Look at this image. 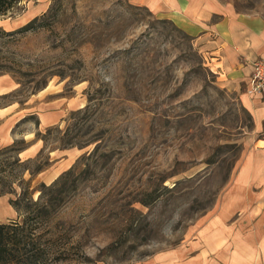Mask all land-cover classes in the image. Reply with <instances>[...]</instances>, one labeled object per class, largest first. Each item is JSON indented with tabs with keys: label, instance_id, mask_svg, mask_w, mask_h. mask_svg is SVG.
Masks as SVG:
<instances>
[{
	"label": "rangeland",
	"instance_id": "obj_1",
	"mask_svg": "<svg viewBox=\"0 0 264 264\" xmlns=\"http://www.w3.org/2000/svg\"><path fill=\"white\" fill-rule=\"evenodd\" d=\"M17 1L0 15V109L72 103L41 132L26 114L22 150L0 157L1 191L49 203L28 236L46 262L264 264V198L252 214L232 189L253 117L194 40L128 0ZM232 3L264 16V0ZM25 203L4 223L21 224Z\"/></svg>",
	"mask_w": 264,
	"mask_h": 264
},
{
	"label": "crops",
	"instance_id": "obj_2",
	"mask_svg": "<svg viewBox=\"0 0 264 264\" xmlns=\"http://www.w3.org/2000/svg\"><path fill=\"white\" fill-rule=\"evenodd\" d=\"M128 1L134 6L148 9L160 19L171 21L191 37L209 58L222 84L234 91L243 107L252 114L254 125L251 134L245 138L244 157L234 175L232 189L252 200V214H260L263 209L258 205L261 203L259 199L264 198V93H248V89L252 63L264 59V16L238 12L232 0ZM43 94L45 97L51 96ZM38 96L36 94L28 98L24 107L11 103L0 109V112H4L0 115V147L13 143L16 136L14 137L12 128L26 114L36 116L38 123L34 131L41 132L62 122L67 112L72 110V103L65 104L62 97L55 95L51 96L52 99L42 100ZM34 131L21 134L20 137L30 141ZM34 145L32 142L26 150L28 155ZM65 154L67 158L64 160L68 159L70 150ZM70 164L71 162L67 163L61 169L68 168ZM54 170L53 166L51 170L42 172V176H50L52 180L60 173L57 170L52 172ZM231 197L228 196V200ZM9 198V195L0 196V223L7 222L16 215ZM228 204L232 205V202ZM225 210L228 212V207Z\"/></svg>",
	"mask_w": 264,
	"mask_h": 264
},
{
	"label": "trees",
	"instance_id": "obj_3",
	"mask_svg": "<svg viewBox=\"0 0 264 264\" xmlns=\"http://www.w3.org/2000/svg\"><path fill=\"white\" fill-rule=\"evenodd\" d=\"M17 4V0H0V15L6 14ZM32 23L33 21L27 26H30ZM49 130L51 129L46 131ZM21 150L22 148L17 147L14 141L12 144L0 148V157L7 156L8 158L14 159V154H17ZM16 162L20 163L19 159H17ZM40 169L41 168H38V170ZM1 182L3 181L0 179V184ZM24 183L23 180L19 179L17 185L21 187ZM54 188L55 186L49 189L53 190ZM21 190L22 198L12 199L10 197L9 203L19 212L20 204L24 200L26 202L25 212H27V214L21 224L14 221L10 223H0V264H49L46 262L45 249H35L33 247L35 244L32 243V238L28 237L32 235L33 229H35V227L32 228L33 223L30 222L29 217L32 215L37 222H41L42 224L43 218L48 214L47 209L49 208V203L46 200L32 202L28 194V186H25V188ZM11 194V191L0 190V196Z\"/></svg>",
	"mask_w": 264,
	"mask_h": 264
},
{
	"label": "built area",
	"instance_id": "obj_4",
	"mask_svg": "<svg viewBox=\"0 0 264 264\" xmlns=\"http://www.w3.org/2000/svg\"><path fill=\"white\" fill-rule=\"evenodd\" d=\"M248 93H264V59H259L252 63Z\"/></svg>",
	"mask_w": 264,
	"mask_h": 264
}]
</instances>
